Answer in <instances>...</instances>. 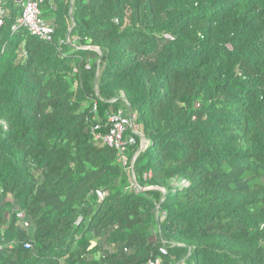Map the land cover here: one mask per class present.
Returning a JSON list of instances; mask_svg holds the SVG:
<instances>
[{"label": "trees", "instance_id": "obj_1", "mask_svg": "<svg viewBox=\"0 0 264 264\" xmlns=\"http://www.w3.org/2000/svg\"><path fill=\"white\" fill-rule=\"evenodd\" d=\"M1 6L0 264H264V0Z\"/></svg>", "mask_w": 264, "mask_h": 264}, {"label": "built area", "instance_id": "obj_2", "mask_svg": "<svg viewBox=\"0 0 264 264\" xmlns=\"http://www.w3.org/2000/svg\"><path fill=\"white\" fill-rule=\"evenodd\" d=\"M11 1L16 7L21 10V14L18 17L15 26L12 27V30H15L17 28H23L31 36H34L42 41L51 42L54 35V29L42 17V7L45 4H53L56 0ZM2 25L3 11L0 0V27H2ZM66 42H69L68 36L66 37ZM135 121L136 116L134 114L119 109L108 116L109 129L107 134L102 137H96L101 138L104 144L116 151L118 161L122 165H125V151L128 147L133 146L135 144L136 137H138L141 141L138 152L142 150L145 146V141L143 140L140 130L138 129V127H136ZM135 157L136 155L132 159L131 166L133 165ZM131 178L132 184L135 188H137L134 176H132ZM17 218L19 219V223L22 227H28V223L24 220L23 213L18 212ZM144 264H160V260L158 258H154Z\"/></svg>", "mask_w": 264, "mask_h": 264}, {"label": "water", "instance_id": "obj_3", "mask_svg": "<svg viewBox=\"0 0 264 264\" xmlns=\"http://www.w3.org/2000/svg\"><path fill=\"white\" fill-rule=\"evenodd\" d=\"M71 3H72V0H71ZM68 35H69V33H68ZM68 35H67V36H68ZM143 140H144V139H143ZM131 169H132V166H131ZM131 173H132V176H134L132 170H131Z\"/></svg>", "mask_w": 264, "mask_h": 264}]
</instances>
